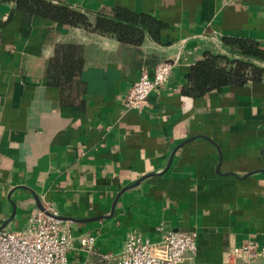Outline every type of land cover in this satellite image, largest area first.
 <instances>
[{"label": "crops", "instance_id": "0c3cea01", "mask_svg": "<svg viewBox=\"0 0 264 264\" xmlns=\"http://www.w3.org/2000/svg\"><path fill=\"white\" fill-rule=\"evenodd\" d=\"M54 1L91 18L123 7L165 27L124 44L0 2V229L23 230L40 203L75 218L73 235L120 248L132 231L158 241L163 226L197 234L192 263L264 264V81L183 92L206 50L241 56L226 37L264 49V0ZM72 39L94 51L66 99L46 64ZM165 59L177 60L168 82L141 113L125 111L142 70ZM250 240L256 258H228Z\"/></svg>", "mask_w": 264, "mask_h": 264}, {"label": "built area", "instance_id": "2783aa9c", "mask_svg": "<svg viewBox=\"0 0 264 264\" xmlns=\"http://www.w3.org/2000/svg\"><path fill=\"white\" fill-rule=\"evenodd\" d=\"M176 64L177 60L165 59L152 71L144 68L126 94L123 109L141 113L151 92L168 82ZM45 208H35L21 231L0 230V264H73L72 252H75V260L80 259L81 252L87 254L83 264H196L192 263L197 253L195 232L160 226L161 237L152 242L142 233L132 231L127 234L121 252H104L97 247L95 235H73L71 225L56 217L59 213L52 205ZM259 253L258 244L250 240L229 250L228 258L241 257L249 261Z\"/></svg>", "mask_w": 264, "mask_h": 264}, {"label": "trees", "instance_id": "16d2710c", "mask_svg": "<svg viewBox=\"0 0 264 264\" xmlns=\"http://www.w3.org/2000/svg\"><path fill=\"white\" fill-rule=\"evenodd\" d=\"M14 2L16 8L31 15H40L59 23L105 36L119 42L141 45L147 34L159 39L165 24L150 14H139L130 9L116 7L112 13H98L91 18L84 11L65 2L54 0H0ZM226 44L240 52V57H230L212 49L189 69L184 93L201 97L221 87L243 85L249 81H264V67L254 59L264 60V49L253 40L226 37ZM94 51L93 45L75 40L56 44L55 54L47 61L46 75L49 83L59 87L63 96L72 98L79 85V77Z\"/></svg>", "mask_w": 264, "mask_h": 264}, {"label": "rangeland", "instance_id": "374dc122", "mask_svg": "<svg viewBox=\"0 0 264 264\" xmlns=\"http://www.w3.org/2000/svg\"><path fill=\"white\" fill-rule=\"evenodd\" d=\"M120 243H121L120 239L112 240V241H109V242L106 239H104V240H99L98 241L97 247L99 249H101L102 251H104V252L113 251L115 253H117V252L119 253V252H121L123 250V245L120 248ZM74 253L75 252L70 253V261L73 264H83L84 260L87 258V254L85 252H81L80 259L79 260H75L76 257H75Z\"/></svg>", "mask_w": 264, "mask_h": 264}, {"label": "water", "instance_id": "95a60500", "mask_svg": "<svg viewBox=\"0 0 264 264\" xmlns=\"http://www.w3.org/2000/svg\"><path fill=\"white\" fill-rule=\"evenodd\" d=\"M40 209L42 210H46L45 206L40 204L38 205ZM115 212V208H113V213ZM49 213V212H48ZM58 219L60 220H63V221H77L75 218H72V217H66V216H61V215H58L56 216ZM1 230V229H0Z\"/></svg>", "mask_w": 264, "mask_h": 264}]
</instances>
